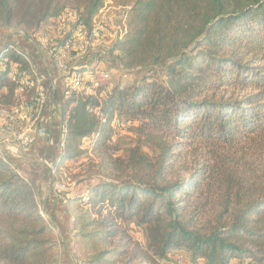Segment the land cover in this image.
Returning a JSON list of instances; mask_svg holds the SVG:
<instances>
[{"label":"trees","instance_id":"16d2710c","mask_svg":"<svg viewBox=\"0 0 264 264\" xmlns=\"http://www.w3.org/2000/svg\"><path fill=\"white\" fill-rule=\"evenodd\" d=\"M110 1L122 8L125 30L106 62L128 77L111 86L94 60L73 66L84 89L63 92L56 169L103 156L124 121L137 124L154 156L129 150L127 161H113L114 176L106 168L105 180L68 200L76 260L176 264L177 253H188L190 264H264V0ZM106 2L89 0L88 28ZM27 49L7 38L0 62L31 74ZM11 73L0 69V111L34 95L19 94ZM190 155L194 166L181 169L189 178L176 179ZM191 206L211 207L212 225L195 227ZM43 213L33 185L0 157V264H61L56 228ZM134 224L145 243L133 237Z\"/></svg>","mask_w":264,"mask_h":264},{"label":"rangeland","instance_id":"374dc122","mask_svg":"<svg viewBox=\"0 0 264 264\" xmlns=\"http://www.w3.org/2000/svg\"><path fill=\"white\" fill-rule=\"evenodd\" d=\"M89 5V0H8L3 4L0 0V44L3 40L9 38L15 41L20 46H25L27 38L32 40L34 44H39L38 39L41 33L50 26V19L58 16L62 11L74 10L83 12ZM63 28L58 30L59 26H50L53 31L49 33L48 40L43 45L48 49L60 50L63 43L67 40V34H74L75 40L69 56L71 58L79 57L80 63L90 62L92 60H99L101 56L106 65L105 71L108 73L106 80L109 81L111 86L125 84V79L121 72L115 68V64H108L107 59L111 47V42L122 29V12L113 10L109 5H106L103 13L100 14L97 20V35L85 36L79 31L75 18L68 23H64ZM2 40V41H1ZM77 61H71L72 66L78 64ZM160 76V74H159ZM132 78L129 80L131 81ZM160 81L164 78L160 76ZM86 81H90V76H86ZM60 108V107H59ZM144 136L137 130V124L129 122H121L115 125V134L111 142V149L103 156L87 153L80 160L74 161L72 167L66 170V177L63 181H59L54 187V196L56 193L62 195L65 199L71 188L76 189L79 186L86 188L91 182L96 180H105L106 168L108 173L115 175L114 160L122 159L127 161L128 151L135 149L137 146L142 148L145 154L153 157L154 152L146 146ZM85 147L89 149V143L86 142ZM190 155L186 161L178 163L179 170L176 171L175 178L179 180H186L189 178V173L181 170L184 167L192 168L194 166L192 157ZM107 166V167H106ZM178 169V168H177ZM57 199V198H56ZM191 205H196V201ZM191 206L190 215L192 213L195 221L194 226L199 229H206L212 225L210 221L213 217V209L208 207L206 212L197 210L195 211ZM197 208V207H196ZM200 211V212H199ZM44 215V214H43ZM47 218V215H44ZM49 220V219H48ZM133 237L141 243L146 242V235L144 228L139 227L137 224L131 227ZM58 242L61 246L62 254L68 248H71L66 240L62 241L58 236ZM73 251V250H72ZM185 259L191 260L190 255L185 253ZM62 263V260H61ZM202 264L203 262H199Z\"/></svg>","mask_w":264,"mask_h":264},{"label":"crops","instance_id":"0c3cea01","mask_svg":"<svg viewBox=\"0 0 264 264\" xmlns=\"http://www.w3.org/2000/svg\"><path fill=\"white\" fill-rule=\"evenodd\" d=\"M26 45L34 68L47 78L50 87L48 102L41 118V124L48 130V137L38 140L19 155L12 154L9 148H4L0 155L33 185L43 211L56 228L57 240L59 236L62 241L66 240L72 245V217L67 212V203L75 195L85 193L87 187L81 189L82 186H79L74 190L71 188L69 191L72 192H69L65 198L66 203H61L54 196V187L59 184V181H63L67 168L74 164V161H70L60 170L56 169L65 132L61 124V104L66 81L59 74L53 61L41 52L32 40L27 38ZM78 60L81 59L79 57L72 59L76 63ZM8 136L7 133L0 132V141ZM61 264H79L70 247L62 254Z\"/></svg>","mask_w":264,"mask_h":264},{"label":"built area","instance_id":"2783aa9c","mask_svg":"<svg viewBox=\"0 0 264 264\" xmlns=\"http://www.w3.org/2000/svg\"><path fill=\"white\" fill-rule=\"evenodd\" d=\"M106 5H109L113 10L122 12V29L111 42L112 46L118 36L121 35L125 30V18L123 19L124 16L122 8L112 7L110 0H107L105 7L94 19L91 28H88V26L85 24L82 12L74 10L62 11L58 16L50 19V24L53 27L59 26L58 30H60L65 26L63 25L64 23H68L72 20V18H75L78 29L81 31V33H83L84 37L89 35L90 37L97 35V20L99 19L100 14L103 13ZM50 26H48L47 29L45 28V31L41 33V37L38 39L39 44L35 45L41 52L45 53L53 61L59 74L65 79L66 86H69L72 91L84 89V87H82L80 84V76L77 73H74L72 70L73 66L71 61L77 57L71 58L69 56V51L71 50L76 38L75 35L67 34V40L63 43V46H61L60 50L48 49L43 44L48 40L47 38L49 33L53 31V28ZM28 58L32 65L31 74L27 72H20L18 70V65L9 62L8 59L0 62V69H11L12 73L10 77L12 82L18 87L19 94H21L23 90L31 88L34 89V95L29 103H25L24 101L23 104L18 108H14L10 111H0V132L7 133L9 135L8 138L0 141V154L4 148H9L12 154L19 155L23 150H27L32 147L38 140H44L48 137V130L41 124V118L48 102L50 89L49 83L47 78L34 68L32 59L29 55ZM94 63L105 71L106 65L103 63V61L94 60ZM117 69L119 72H121L123 78L128 77L121 67H117ZM104 75L107 77L108 74L104 73ZM86 90L88 92L91 91L90 89ZM87 142L90 146L91 142ZM63 146L64 144L62 141L61 148H63ZM0 157L3 158L1 155ZM51 168L53 169V167ZM56 198L66 203V200L58 193H56ZM173 260L176 264H190V261L185 259V255L183 253H177L173 257Z\"/></svg>","mask_w":264,"mask_h":264},{"label":"water","instance_id":"95a60500","mask_svg":"<svg viewBox=\"0 0 264 264\" xmlns=\"http://www.w3.org/2000/svg\"><path fill=\"white\" fill-rule=\"evenodd\" d=\"M44 215H46L45 213H43Z\"/></svg>","mask_w":264,"mask_h":264}]
</instances>
